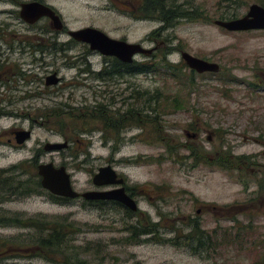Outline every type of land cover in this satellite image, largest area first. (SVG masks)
<instances>
[{"label":"rangeland","instance_id":"1","mask_svg":"<svg viewBox=\"0 0 264 264\" xmlns=\"http://www.w3.org/2000/svg\"><path fill=\"white\" fill-rule=\"evenodd\" d=\"M46 2L55 7L68 30L94 26L112 38L126 36L128 42L145 48L163 42L150 62L159 64L166 53V60L181 73L176 71L179 78H173L159 69L104 83L96 73L104 66L103 59L86 53L85 44L56 34L45 20L32 26L22 23L18 15L11 14L16 9L12 3L0 7L10 11V18L0 16L8 39L6 47L11 48L10 64L20 59L28 62L33 41L56 46V51L44 49L57 57L55 62L46 53L48 68L38 72L23 65L25 75L9 79L23 85L31 83L32 76L49 71H56L62 79L46 100L0 103V111L9 113L0 116V170L29 161L45 143L66 140L69 150L56 156L48 154L43 161L52 159L58 167H65L77 193L94 191L92 177L99 168L111 166L126 179L128 187L148 195L139 201L138 208L157 230L130 243L129 234L121 230L125 219L122 209L93 208L82 200L51 205L43 195L28 201L8 202L9 198L0 212L3 217L16 219L24 214L26 224L54 230L58 222L66 223L61 232L66 242L63 249L47 252L50 259L46 261L36 254L30 241L37 236L35 230L3 228L0 264H264V31L227 32L213 24L215 20L240 18L250 5L262 6L264 0H170L167 6L188 9L192 19L164 29L152 44L146 37L163 29L158 16L133 22L121 14L123 7L112 8L116 0ZM137 5L142 18L146 0H137ZM61 44L67 49L63 55ZM183 51L217 63L219 72L192 74L181 59ZM135 60L142 63L148 59L136 56ZM134 92L170 100L179 96L185 102L181 109L171 102H159L164 114L153 126H130L118 134L106 129L108 122L98 120V115H87L99 106L123 108L118 101ZM108 98L118 101L111 104ZM50 111L57 113L55 127L53 119L46 117ZM32 119L40 125L32 124ZM11 127H33L30 142L16 153L3 145L2 134ZM189 127L200 132L197 142L184 136L183 130ZM193 144L199 146L204 159L212 160L211 166L204 161L192 165L185 159L189 153L184 145ZM221 155L233 160L232 169L225 160L220 161L222 168L217 166L215 159ZM16 174L23 181L30 179L24 172H14L13 176ZM28 174L35 177L36 171L30 168ZM194 230L203 233L204 244H199Z\"/></svg>","mask_w":264,"mask_h":264},{"label":"flooded vegetation","instance_id":"2","mask_svg":"<svg viewBox=\"0 0 264 264\" xmlns=\"http://www.w3.org/2000/svg\"><path fill=\"white\" fill-rule=\"evenodd\" d=\"M166 1L168 2L169 0H163V2H166ZM29 2H37V3L43 4V5L49 6L52 10L55 11V13L61 19V16L58 13V11L55 9V7H53L51 4L47 3L46 0H26V1L0 0V7H4V6L12 3L13 6H16V9L11 14L18 15V17L20 18L19 12H20L21 4L29 3ZM112 4H113L112 8H114V9L116 7H119V6L123 7L119 11H121V14L125 18H127L133 22H137L138 19H145V17H144L145 13L152 12V8L150 7L151 4L149 3V4H147L145 9L142 8V13H143L142 15L143 16H142V18H139L138 17L137 0H116V3H112ZM3 14H7L8 18H10L9 17L10 11L0 10V16ZM42 20L47 21L48 25L51 28L50 21L47 17H43V18L39 19L34 24H27L23 20H21V22L28 25V26H32V25H35V24L41 22ZM61 21H62V19H61ZM62 24H63V21H62ZM88 27L98 29V30L102 31L103 33H105L103 30L96 28L94 26H88ZM2 30H3V24L1 23L0 24V103H8L9 104V102H12V101L21 102V101H25V100H28V101L29 100H46V98L48 97V94L50 96L52 95L51 90L53 89V87L57 86L62 80L58 76V73L56 71L46 72L45 75L40 73L39 74L40 76L34 75V76H32V77H34V79L32 80L31 83H26L23 85L14 84L15 80H10V79H20L21 77H23L25 75V72L22 71V69H21L23 65L30 66L29 68L32 71L33 70H37V71L41 70L42 67L48 68L49 67L47 65L48 63L44 60L46 53H49V55L51 56V58L55 62L57 60V57H53L51 55L53 53L50 54L49 51L45 52L44 49L52 50L56 46H54V44H52V46L46 45V44H50L47 41L45 44L46 46L43 45L44 42L37 43V41L36 42L33 41L32 49L28 48L30 53H31V59H29L28 62H25V61H23V59H20L17 64H10V62H13L11 60L12 59V56H11L12 53L10 51L11 48L6 47L8 39L6 37V33L3 32ZM163 30L164 29H162V30L160 29L158 31L151 32L149 34V36L146 37V39L149 42H151V44H152L154 42L153 39H157L159 37V34L161 32H163ZM52 31H55V30L52 29ZM52 31H50L49 33H52ZM69 31H71V30H68L67 27L63 24V29L61 31H55V32H56V34H66L68 36ZM107 36H109V35H107ZM126 38H127L126 36H122V37L118 38V40L127 41ZM69 39H70V41L75 42L70 37H69ZM162 45H163V42H160L159 44L155 43V46L148 48V49H152V53L150 55H142V54L135 55L133 57V61L131 63H123L122 61H120L119 59H117L115 57L103 56V55L99 54L98 52L91 51L87 45H86L87 46V52L86 53H88L91 57H95L98 55L100 58L103 59L104 66L100 69L99 72H96L97 76L100 77L104 81V83H108V82L113 83V82H115V80L119 76L121 77L122 75H124L125 77L130 76V78H131V76L134 77L135 75H137V74H134L135 73L134 69L136 67V64H139L140 62H136V60H135L136 56L147 57L148 60H144V62L140 63V66H142V68L150 66L152 64L150 61L155 58L156 52L161 48ZM60 49H61L62 55L64 54V52L67 53V49H66V46H64V44H61ZM54 51H56V48ZM62 57H64V59L67 60V56H62ZM70 59L72 60V58H70ZM147 62H149V63H147ZM65 64H67V63L65 62ZM149 73L150 72L140 73V74H149ZM53 74H55L59 78L58 84H55V85L48 84L47 78ZM9 76H11V77H9ZM113 97H115V96H113ZM116 101H118V100H115L112 98H108V100H107V102L111 103V104H114ZM151 101L153 102V98L151 97L150 94L139 96V95H136V92L132 93L131 95H129L123 99H120L118 102H121L122 104H124L123 108L110 109L116 113L120 112L123 115L121 117V120L118 122V124H120V128H121L120 131L122 129L126 130L128 128H131L130 126H137L139 128L143 127V126H149V125L153 126L154 125L153 108H152V103H150ZM138 102L141 103L140 112L136 111L134 113V110L131 109L130 107L135 106L134 104L138 103ZM1 108H2V110H4L3 107H1ZM37 113H40V112L37 111ZM52 113H54V111H51V113H49L51 115L50 119H53L52 123H53V127H55V125L57 124V121H56V119L52 118ZM8 114L9 113H7V112L0 111V116L8 115ZM49 114H47L46 117H48ZM134 115H136L137 118H139V123L137 122V124L133 123V116ZM47 121L49 122V120H47ZM37 123L39 124L38 120L32 119V124H37ZM32 129H33V127H29L28 129H24L22 127H11L9 129L5 130L2 134L4 137V144H3L4 147H7L9 149V151L11 150L15 153L25 149L26 144L30 142L31 137L28 140H26V142L24 144L18 145L17 140H16V133L21 131V130H25V131H28L32 136ZM50 131H51V129H50ZM183 133H184V136L186 138H188V139L191 138L192 140H196V142L200 137L199 136L200 132L196 128H192V127L184 129ZM53 134L56 135V129L53 130ZM209 138L210 137L208 136V139ZM65 143H67L69 145L68 149H67V150H69L70 144L68 142H66V140H65ZM47 144H56V143H45L43 145L42 150L37 149L29 161L18 163L17 165L12 166V167H16V166H19L21 164H29L32 167H34L33 169L36 171V175H37V168L40 165L53 164L55 168H58V166L55 164V161L52 159L48 163H45L43 161L44 156L51 154V153L45 152V150H44V147ZM193 145H194V147L189 146V145H184V148L189 153V156L186 157L185 159L191 160L192 165L197 164V163L202 164L203 161L204 162L207 161L209 164H211L212 163L211 159H207V158L204 159L203 155H201L199 153V150L197 149V148H199V146L197 147L195 144H193ZM52 154H54L56 156L57 153H52ZM217 159H218V157L215 159V162ZM213 161H214V159H213ZM211 165H209V166H211ZM15 176H18V174H16ZM118 179H123L122 186H113V187L107 186V187H103V188H95L93 185L92 186L95 189L94 191L105 192V193L111 192V191H114V190H117L120 188L124 189V192L127 195V197L130 198L132 201H134V203L137 207L136 212H131L129 209H127L122 204H120L118 202H113V201H93V202H90V201H85L80 196L77 199L65 201L66 199L64 200V199L52 196L47 191L43 190L41 188V185H40L41 180L39 177H38V179H36L37 184H35L36 189H38L37 193H35L32 196H29V198L25 199L24 201H26V200L28 201L34 197H41L42 198V195H43V198L45 200H47L48 202H50L51 205H56L58 203H68V202H73V201H77V200H82L85 205H87L89 207H93V208L108 209V207H115L118 209H122L124 212H127V213H133V214L139 213V214H141V212L139 211V208H138L139 201H141V200L145 201L146 199H148V195L145 194L143 191L137 189L136 187H128L127 181L123 176L118 175ZM91 183H92V181H91ZM71 185H72V182H71ZM72 188H73V185H72ZM87 192H91V191H87ZM83 193H85V192H83ZM83 193H81V194H83ZM1 195H4V194H1ZM8 199L9 198H6L4 200H0V212H4V209H2V206L4 204H6V201ZM12 200L19 201V200H17V198H12L8 202H11ZM149 200H152V199L149 197ZM199 213L200 212L198 211L197 214H199ZM18 216L20 218L15 219L14 222H12L8 218H6V219H1L0 223H2V224L3 223H5V224L6 223H13L11 225L6 226L7 228L12 227V226H16L19 228H28V229H32V230H35V229L38 230L40 228L39 225H36L33 223L24 224L23 223L24 220L22 219L24 214H21ZM193 226L195 227V229L197 228V225H193ZM45 227H43V228H45ZM0 229H3V228H0Z\"/></svg>","mask_w":264,"mask_h":264},{"label":"water","instance_id":"3","mask_svg":"<svg viewBox=\"0 0 264 264\" xmlns=\"http://www.w3.org/2000/svg\"><path fill=\"white\" fill-rule=\"evenodd\" d=\"M19 15L20 19L27 24H34L39 19L47 17L53 30L61 31L63 29L62 21L55 11L49 6L37 2L21 4ZM213 24L227 32L264 31V7L252 4L244 16L230 20H215ZM68 36L75 42L86 44L91 51L98 52L103 56L115 57L123 63H131L135 55H150L152 53V49L144 48L139 43L114 39L91 27L71 30L68 32ZM180 56L184 64L197 74H215L220 70L217 63L197 58L187 52H182ZM47 80L48 84L52 85L59 82V78L55 74L49 76ZM30 137L31 134L28 131L21 130L17 132V144H24ZM67 148L68 144L63 142L47 144L44 150L47 153H60ZM37 175L41 180V188L52 196L68 200H74L80 196L85 201L90 202L113 201L122 204L131 212L137 211L134 201L127 197L122 188L106 193L91 191L79 194L75 192L71 185L70 175L65 167L55 168L53 164L40 165L37 168ZM122 184L123 179H118L116 172L110 166L98 169L97 174L92 178V185L95 188L122 186Z\"/></svg>","mask_w":264,"mask_h":264},{"label":"trees","instance_id":"4","mask_svg":"<svg viewBox=\"0 0 264 264\" xmlns=\"http://www.w3.org/2000/svg\"><path fill=\"white\" fill-rule=\"evenodd\" d=\"M170 1V0H169ZM151 4L152 12H147L145 13L144 17H153V16H158L160 21L162 22V28L163 29H168L173 27V25L182 20V19H192L191 18V13H189L188 9H183L182 7L179 6H167V1L163 2V0H146V5L143 6L142 8L145 9L147 4ZM264 7V3L262 4ZM161 52V51H159ZM166 53L163 54V59L160 61L159 64H151L148 67L142 68L139 64H136L135 67V73L134 74H140V73H147V72H158L159 69H163L164 73L172 76L173 78H179L177 72H180V69H178L175 65L173 66L166 60ZM156 57V56H155ZM147 65V64H146ZM191 73H195L191 71ZM197 74V73H195ZM204 74H213V73H204ZM217 74V73H215ZM202 75V74H199ZM150 93H145L141 94L140 92H136V95L142 96V95H147ZM151 97L153 98L152 103V108H153V120L156 122L157 117L162 116L164 113L160 112V103L164 104L163 102H171V104H175L174 107L176 108H182L183 103L185 100L181 97H174L173 100L170 99H162V96L159 95H154L150 94ZM135 106L130 107L131 109L134 110V113L140 112V105L141 103H135ZM155 105V106H154ZM157 105V107H156ZM165 105V104H164ZM98 106V105H97ZM51 112V111H50ZM90 117L93 115H98V120L103 119L108 122L106 125V129L108 128L110 131H114L116 134L119 133L120 131V124L118 122L121 120V117L123 116L120 112L116 113L110 109H107L106 107L101 108L100 106L96 109L90 110L89 113H87ZM48 118H51V115H48ZM52 118L56 119L57 121V113L54 111L52 113ZM159 119V118H158ZM136 120L139 123V118H137L136 115L133 116V121ZM158 121V120H157ZM135 122V121H134ZM229 156H224L221 155L218 157L216 160V164L219 168H222L224 165L220 163V161L225 160L228 169H232L234 167L233 160L229 161ZM206 164H209L207 161L205 162ZM211 165V164H209ZM30 168L33 170L34 167H32L29 164H21L16 167H11L10 169L6 170H0V200H4L6 198H17V200H25L29 198V196L34 195L37 193L38 189H36L35 184H37L36 179H38V176L36 175L33 177L32 175L34 174H28L30 172ZM14 172H24L25 174L29 175L30 179L29 180H21L20 175L18 176H13ZM17 177V178H16ZM4 194V195H1ZM6 194V195H5ZM65 200V199H64ZM67 201V200H65ZM126 211V210H125ZM125 219L121 222L124 225V229H121L123 232L129 234V239L128 241L130 243L133 242H138L139 238L144 236L147 237L152 234H156L157 227L155 224L151 223L148 217L145 215H141L139 213H127L125 212ZM1 219H6V217H3L0 214V220ZM10 221L14 222L15 219H10ZM17 219V218H16ZM134 220V223L131 224L130 221ZM24 224L25 221H23ZM13 223H0V228H7L6 226L11 225ZM40 228L37 230L35 229L37 236L33 237L32 240L30 241L33 242L35 245V248L37 249V253L39 256L43 257L48 261L50 258L47 255V252H50L49 254L53 253V250H56L57 248L63 249L66 238L65 236L61 235V232L64 231L67 228V224L63 222H58L57 223V229L54 230L52 227L48 228L47 226H42L39 225ZM45 227V228H43ZM47 232V233H46ZM195 238H199V244H204L206 241L204 240L203 233H200L198 230H194ZM200 235V236H199ZM202 240V241H201ZM39 252V253H38ZM49 262H53L52 260Z\"/></svg>","mask_w":264,"mask_h":264}]
</instances>
